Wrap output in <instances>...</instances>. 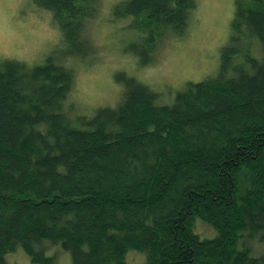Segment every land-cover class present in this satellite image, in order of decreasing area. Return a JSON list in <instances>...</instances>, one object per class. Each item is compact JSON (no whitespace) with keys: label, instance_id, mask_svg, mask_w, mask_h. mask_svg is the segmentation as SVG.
Returning a JSON list of instances; mask_svg holds the SVG:
<instances>
[{"label":"trees","instance_id":"1","mask_svg":"<svg viewBox=\"0 0 264 264\" xmlns=\"http://www.w3.org/2000/svg\"><path fill=\"white\" fill-rule=\"evenodd\" d=\"M33 1L82 44L95 0ZM235 3L218 74L188 82L172 104L123 73L115 106L74 115V69L54 56L0 60V264L18 250L57 264L49 246L72 264H129L130 251L143 264H264L245 246L264 243V0ZM196 7L128 0L114 14L146 54L166 30L184 34Z\"/></svg>","mask_w":264,"mask_h":264},{"label":"rangeland","instance_id":"2","mask_svg":"<svg viewBox=\"0 0 264 264\" xmlns=\"http://www.w3.org/2000/svg\"><path fill=\"white\" fill-rule=\"evenodd\" d=\"M126 1L95 0L97 13L85 21L83 42L78 45L63 37L52 24L51 12L33 0H0V60L36 65L50 56L57 57L74 69L72 114L87 116H92L99 107L117 104L123 89L119 76L123 73L149 85L158 93L159 105L172 104L177 92L188 82L218 74L223 48L234 45L235 0H195L197 7L186 32L166 30L156 48L150 53L144 51L146 54L142 53L139 33L127 25L128 18L114 14L115 7ZM145 55L150 60L143 64ZM197 232L204 237L215 234L201 222ZM245 242L251 257L264 255V243L258 237ZM47 254H54L57 264H72L69 253L57 246H49ZM145 260L143 253L127 254L129 264H143ZM7 261V264H35L23 250L8 255Z\"/></svg>","mask_w":264,"mask_h":264}]
</instances>
